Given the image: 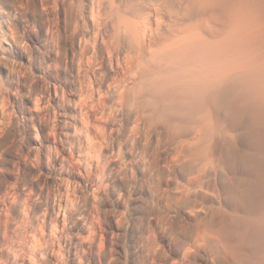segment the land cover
<instances>
[{"label":"rangeland","instance_id":"rangeland-1","mask_svg":"<svg viewBox=\"0 0 264 264\" xmlns=\"http://www.w3.org/2000/svg\"><path fill=\"white\" fill-rule=\"evenodd\" d=\"M76 5L0 0V264H227L190 248L213 197H176L172 137Z\"/></svg>","mask_w":264,"mask_h":264},{"label":"bare ground","instance_id":"bare-ground-1","mask_svg":"<svg viewBox=\"0 0 264 264\" xmlns=\"http://www.w3.org/2000/svg\"><path fill=\"white\" fill-rule=\"evenodd\" d=\"M75 8L82 42L104 35L110 53L129 55L146 117L173 140L176 197H213L190 248L264 264V0H77ZM153 51L148 68L131 61Z\"/></svg>","mask_w":264,"mask_h":264}]
</instances>
